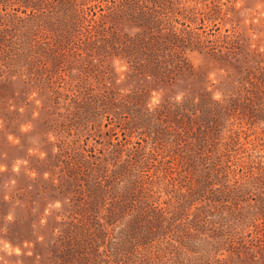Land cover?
Masks as SVG:
<instances>
[{
  "label": "rangeland",
  "instance_id": "374dc122",
  "mask_svg": "<svg viewBox=\"0 0 264 264\" xmlns=\"http://www.w3.org/2000/svg\"><path fill=\"white\" fill-rule=\"evenodd\" d=\"M0 264H264V0H0Z\"/></svg>",
  "mask_w": 264,
  "mask_h": 264
}]
</instances>
